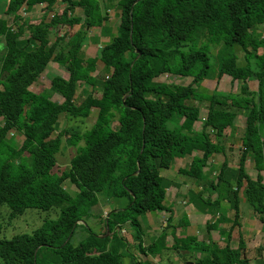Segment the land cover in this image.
<instances>
[{"label":"trees","instance_id":"obj_1","mask_svg":"<svg viewBox=\"0 0 264 264\" xmlns=\"http://www.w3.org/2000/svg\"><path fill=\"white\" fill-rule=\"evenodd\" d=\"M66 2L59 18L54 13L57 0H5L3 6V17L15 22L23 5L45 3L46 11L39 21L18 28L28 30V37L20 42L19 31L0 19V205L8 208V219L27 209L52 210L55 218L44 220L32 234L0 238V264H123L128 244L117 220L128 222L133 239L138 240L141 214L169 211L159 174L162 160L168 163L200 150L202 155L193 157L189 169L183 170L196 176L213 153L224 150L221 137L231 123V107L248 109L235 185L245 186L248 203L264 223V142L257 134L259 124H264V35L255 32L264 23V0H118L116 33L95 56L84 60L87 71L73 64L67 79L50 76L53 90L63 97L57 103L30 86L50 61L64 63L81 56L86 40L82 32H75L63 46L59 44L63 37L49 43L52 26L78 21L70 13L73 1ZM79 4L85 8L81 28L106 20L98 0H79ZM175 13L182 18L177 25ZM97 60L107 69L105 76L89 74ZM162 74L192 81L182 85L156 80ZM222 76L239 80L236 92L195 87L203 79ZM80 80L95 87L98 96L89 94L75 102ZM250 80L257 81L256 91L250 90ZM188 100L208 102L200 131L192 127L198 108ZM61 114L95 116L94 123L81 131L82 144L64 169L57 166V154L71 131L65 127L54 135ZM13 132L23 135L17 147L8 142ZM248 159L257 171L256 179L244 170ZM225 167L223 163L217 183ZM66 182L75 187L74 194L66 189ZM232 193L236 225L238 192ZM99 201L114 204L107 215L95 211ZM105 219L110 228H119L112 235L101 236L103 232L89 224L96 220L103 225ZM77 227L89 234L73 245ZM172 235L171 249L184 258V264H249L241 240L236 248L217 247L195 237ZM165 236L162 233L145 249L139 244L138 250L161 255ZM129 260L145 264L133 254Z\"/></svg>","mask_w":264,"mask_h":264},{"label":"crops","instance_id":"obj_2","mask_svg":"<svg viewBox=\"0 0 264 264\" xmlns=\"http://www.w3.org/2000/svg\"><path fill=\"white\" fill-rule=\"evenodd\" d=\"M72 1V9L70 10V13L72 17L78 19V21H74L72 26L64 25L62 23L58 24L57 27L52 26L48 32V39L50 41L49 43H51L56 37H63V40L59 43L63 46L69 37L75 32H82L86 40L80 49V57L86 59L87 57L95 56L101 45L109 42L116 33L119 23L118 0H98L101 15L106 17V20L100 25L92 26L89 29L81 28L82 26L80 25V22L83 23L85 8L79 4V0ZM39 5L44 6L40 15L41 17L46 11L45 3L26 5V7L28 6L29 9L33 10ZM61 5H65L66 7L68 3L66 0H57L56 5L54 6V13ZM0 19H4L7 25L13 27L14 30L20 28L12 17L6 18L0 16ZM20 26L22 27L21 24ZM18 31L20 34L19 42L25 41L28 37L27 28L23 27ZM46 69L30 86V90L35 93L46 95L53 102L61 103L63 97L53 90L50 76L56 75L63 79H67L69 77V69L65 71L64 63H57L55 61H50ZM102 71H104L105 76L107 69L100 60H97L95 70L89 72V74L102 77V75H100ZM43 78L49 81V87H44L43 89L38 90V85L41 84ZM185 79L192 80L191 77H185ZM203 80L207 81L208 84L204 83ZM203 80H201L195 87L209 91L220 90L219 92L216 91L218 93L236 92L239 85V80H232L229 76H222L219 79ZM232 82L235 84V87L230 88ZM226 83L229 84L228 88H226ZM248 86L250 90L256 91L257 81H248ZM89 90H94L97 93L95 87H92L84 81H78L74 101L78 103L87 95H94V91L90 92ZM54 94L60 96H54ZM53 97L55 100H52ZM193 102L192 105L198 108V112L192 127L194 130L200 131L203 129L204 121L206 120L208 102L205 100H193ZM229 111L233 113L231 123L225 128L221 137V143L224 150L219 153H213L208 158L205 165L198 167L196 176H190L183 172V170L185 171L189 169L193 157H200L202 155L200 150H193L191 154L183 157H173L169 159L170 162L168 161V163L164 162V159L162 160V168L159 166V174L162 177V185L165 188V199L168 200V204L164 203L165 199L163 203L169 211L163 213L164 217L157 215L158 217L152 216L148 219L149 212H147L148 214L144 213L146 216L141 219L139 216L138 221L141 229L140 239L134 240L131 233H129L130 239L129 237H124L122 235L127 241L128 252L130 245H133L137 249V253H135L134 256H137L138 260L142 259V255L148 257L149 261L141 260L143 263L184 264V259L180 257L181 255H178L171 249V245L174 242L173 233L178 238L195 237L198 241L206 242L217 247H223L224 245L229 244L231 248H236L241 240L245 243L244 252L249 258V264H264V223L259 219L258 215L248 203L245 194V186L243 185L237 188L235 185L239 156L243 147L242 135L245 126V117L248 113V109L231 107ZM181 120H183V118H181ZM56 125L57 122L54 127ZM257 134L260 142H264V124H259ZM21 137L23 139V135H21ZM211 138L215 141L212 132ZM162 154L169 155L167 152H163ZM163 157L165 156H162V158ZM223 163H226V167L224 168L222 179L217 183V175ZM249 167L252 168L248 171ZM160 169H163L164 172L161 173ZM244 170L250 178L256 179L257 171L253 168L250 159L245 162ZM214 175L216 176L215 178ZM261 175L264 183V169L261 171ZM188 177H191V179H188ZM73 189H75V187ZM234 190H237L238 192L236 225H233L236 215L233 207L232 192ZM167 215L170 217L168 218L170 219L169 221H167ZM163 218H165V220ZM160 219H163L162 224ZM92 222L96 227V232H103L101 236L112 235L118 230V227H109L108 219H105V224L103 225L100 223L96 224V220H92ZM162 233H165L166 236L161 255L152 256L138 250L139 244H141L142 249H145ZM228 233L230 234L229 236L227 235ZM258 248L262 251L258 252ZM253 251H256V257L253 256ZM128 254L131 253L129 252ZM128 258L130 257L128 256Z\"/></svg>","mask_w":264,"mask_h":264},{"label":"rangeland","instance_id":"obj_3","mask_svg":"<svg viewBox=\"0 0 264 264\" xmlns=\"http://www.w3.org/2000/svg\"><path fill=\"white\" fill-rule=\"evenodd\" d=\"M62 2V1H60ZM5 4V0H0V16H3V6ZM65 7V5H61L58 7V9L56 10L55 13V17L59 18L63 8ZM44 6L43 5H39L37 6V8L35 9H29L28 6L26 7V5L22 6L21 9L19 10V17L20 19L16 22L17 25L19 27L20 24L22 25V23L24 22H37L39 20V17L43 11ZM181 15L175 13V24H180L181 23ZM83 23L80 22V25H82ZM257 35H264V23L261 24L256 30H255ZM1 42H0V57L2 55L3 52V48L1 46ZM250 49V48H249ZM84 57H79L78 59H75L74 61H70L69 59H66L64 61V66H65V71L67 69H69V67L71 65H77V67L84 71H87L85 69V61H84ZM210 61H215V57L213 56V52L211 50L210 52ZM47 70V69H46ZM47 72V71H45ZM106 74V73H105ZM46 75V73H45ZM102 76H104V71L101 72ZM41 76V75H40ZM42 79V77H41ZM156 80L158 81H164V82H168V83H176V84H188L189 82L191 83V79H181L177 76H172L169 74H162L161 76H159ZM204 83H207V81L203 80ZM49 81L45 78H43L41 84L38 85V90L43 89L44 87H49ZM208 84V83H207ZM227 86L226 88L229 87V84L226 83ZM235 87V84H233V82L230 84V88ZM34 89V88H33ZM81 89V88H80ZM90 91V90H89ZM94 90H91L90 92H93ZM216 91H220V90H216ZM202 92V91H201ZM225 92V91H224ZM95 96H97V93L94 91L93 92ZM203 93V92H202ZM60 96L58 94H54V96ZM52 100H55L54 97L52 98ZM189 104H193V100H188ZM94 111V109L92 110ZM95 119L94 115H90L88 117H71V116H65L63 114H61L58 118L57 121V125L54 127L55 128V132L54 135L60 131L61 129L65 128V127H69L70 129V133L67 137L64 138L63 140V147L61 149V151L57 154V166L60 169H64L69 165L70 159L73 157V155L76 153L78 146H80V144H82V139L80 137L81 131H83L85 128L89 127L93 121ZM1 123V120H0ZM117 123L113 122V126L116 127ZM22 141V137L21 134L19 133H12L10 134V136L8 137V142L13 145V146H19L21 144ZM3 146H2V150H3ZM5 150V148H4ZM160 168H162V166H160ZM252 167L248 168V171L251 169ZM161 173L164 172L163 169H160ZM216 176L214 175V178ZM188 179H191V177H188ZM66 189L70 192V193H74L76 191V189H73L74 187L72 186V184H69L68 182L65 183ZM100 199V198H99ZM165 204H168V200L165 199L164 201ZM101 206V207H100ZM114 204L112 202L107 203V201L105 202H100L99 201V205H97L95 207V211L97 213L101 212L102 215H107V212L113 208ZM8 208L4 205H0V238H11L14 235L17 234H21V233H26V234H32V232L38 228L42 222L44 220H48V219H52L55 218V212H53L52 210L50 211H42V210H37V209H27L25 210V212L20 215L17 218L14 219H8ZM148 214V213H147ZM156 214V215H155ZM164 217V214L160 213V212H149L148 215V219H150L152 216L153 217H158V216ZM144 214L140 215V219L143 218ZM167 217V221H169L170 218L168 215ZM165 220V218H163ZM163 219H160V222L162 224ZM118 221V225H120V233L121 235H123L124 237H129V233H131L130 231H132V228L129 226L128 222H123L121 219L117 220ZM116 221V222H117ZM90 226L92 227V229L95 231L96 227L94 225L93 222L89 223ZM118 227V226H117ZM119 229V228H118ZM88 232L85 230V228L83 227H77L72 239H71V243L73 245H77L80 241L84 240L87 236H88ZM130 239V237H129ZM129 252L131 254H129L128 256L131 257L132 254L135 255V253H137V249L133 246L130 245L129 247ZM248 254V253H247ZM257 253L256 251H253V256L256 257ZM137 257V256H136ZM139 257V255H138ZM143 261H149L148 257L145 256H141ZM1 262V259H0ZM123 264H131L130 260L128 257H124L123 258Z\"/></svg>","mask_w":264,"mask_h":264},{"label":"water","instance_id":"obj_4","mask_svg":"<svg viewBox=\"0 0 264 264\" xmlns=\"http://www.w3.org/2000/svg\"><path fill=\"white\" fill-rule=\"evenodd\" d=\"M136 2V1H135ZM184 259V258H183Z\"/></svg>","mask_w":264,"mask_h":264}]
</instances>
